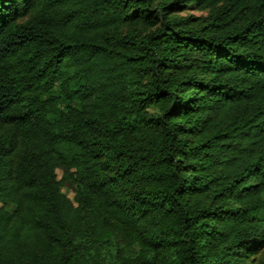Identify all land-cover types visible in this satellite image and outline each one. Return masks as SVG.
Segmentation results:
<instances>
[{
    "label": "trees",
    "instance_id": "obj_1",
    "mask_svg": "<svg viewBox=\"0 0 264 264\" xmlns=\"http://www.w3.org/2000/svg\"><path fill=\"white\" fill-rule=\"evenodd\" d=\"M0 264H264V0H0Z\"/></svg>",
    "mask_w": 264,
    "mask_h": 264
},
{
    "label": "rangeland",
    "instance_id": "obj_2",
    "mask_svg": "<svg viewBox=\"0 0 264 264\" xmlns=\"http://www.w3.org/2000/svg\"><path fill=\"white\" fill-rule=\"evenodd\" d=\"M189 12H190V14H194V15H200L201 14V12L196 10V9H191ZM69 196L72 198L73 197V193H69Z\"/></svg>",
    "mask_w": 264,
    "mask_h": 264
}]
</instances>
